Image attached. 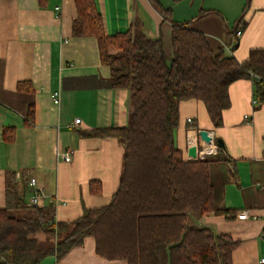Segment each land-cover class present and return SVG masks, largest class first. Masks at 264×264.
I'll use <instances>...</instances> for the list:
<instances>
[{"label":"crops","instance_id":"obj_1","mask_svg":"<svg viewBox=\"0 0 264 264\" xmlns=\"http://www.w3.org/2000/svg\"><path fill=\"white\" fill-rule=\"evenodd\" d=\"M95 4L106 35L124 32L138 21L148 36L161 39L167 60L173 22H186L206 36L213 50L224 47L238 61H244L251 49L264 48V0ZM75 16L74 0H0V208L5 207L7 172L14 173L17 194L27 203L28 181L34 178L42 190L39 205L53 207L57 221L106 205L119 186L124 153L120 142L113 136L79 132L125 126L129 91L111 86L95 37L73 35ZM240 20L246 26L230 52L236 42L232 29ZM20 82L31 91L18 90ZM54 90L59 92L58 103L53 101ZM228 94L230 104L219 127L213 126L201 100L180 101L173 144L185 160L222 157L208 167L213 208L220 212L205 214L196 225L236 241L232 264H256L264 256V104L254 100L250 78L232 82ZM30 107L32 122L25 125ZM74 119L79 122L73 124ZM4 127L14 129L10 142L2 138ZM200 130L210 132L213 143L220 138L224 148L216 146L214 153L201 157L200 149L210 143L201 140ZM60 153H69V161ZM242 211L248 216L237 218ZM39 264L126 262L97 256L94 239L87 236L63 257L47 256Z\"/></svg>","mask_w":264,"mask_h":264},{"label":"trees","instance_id":"obj_2","mask_svg":"<svg viewBox=\"0 0 264 264\" xmlns=\"http://www.w3.org/2000/svg\"><path fill=\"white\" fill-rule=\"evenodd\" d=\"M74 4L73 35L95 37L111 86L129 91L125 126L79 132L120 142L124 153L119 186L106 205L57 221L53 207L30 205L20 197L14 173L7 172L5 207L0 208V264H39L51 255L59 259L87 236L94 239L97 256L126 264H232L236 241L196 225L205 214L220 212L213 208L208 167L222 157L185 160L174 147L172 131L180 101L191 98L203 102L213 126H221L230 104L228 87L238 79H252L254 100L264 104V48L251 49L238 61L224 47L213 50L206 36L186 22H173L167 60L161 39L148 36L138 21L124 32L106 35L95 0ZM245 26L240 20L232 34ZM26 85L20 82L17 89L31 91ZM32 117L30 107L25 125ZM2 138L12 141L14 129L4 127Z\"/></svg>","mask_w":264,"mask_h":264},{"label":"built area","instance_id":"obj_3","mask_svg":"<svg viewBox=\"0 0 264 264\" xmlns=\"http://www.w3.org/2000/svg\"><path fill=\"white\" fill-rule=\"evenodd\" d=\"M241 35V29L237 28L234 32L235 37H239ZM53 101L54 103H58L59 101V92L57 90H54L52 92ZM189 122L191 121L189 118L187 119ZM79 122V119H74L73 124H77ZM216 151V145L213 143V141L210 143V146L204 147L200 149L199 154L200 156H204L206 154H211ZM60 156L63 157L65 161H69L70 156L69 153H60ZM28 187L31 189V195L29 197L28 203L30 205H37L39 204L40 197L42 196V190L38 187L37 182L34 178H30L28 181ZM248 216L247 211H242L241 213H238L237 218L239 219H245ZM256 264H264V256H261L258 258Z\"/></svg>","mask_w":264,"mask_h":264},{"label":"water","instance_id":"obj_4","mask_svg":"<svg viewBox=\"0 0 264 264\" xmlns=\"http://www.w3.org/2000/svg\"><path fill=\"white\" fill-rule=\"evenodd\" d=\"M199 136H200L201 140L205 143H211L213 141V136L208 131L200 130ZM214 143L217 147L222 148V149L224 148V144L220 138H215Z\"/></svg>","mask_w":264,"mask_h":264},{"label":"rangeland","instance_id":"obj_5","mask_svg":"<svg viewBox=\"0 0 264 264\" xmlns=\"http://www.w3.org/2000/svg\"><path fill=\"white\" fill-rule=\"evenodd\" d=\"M240 27V26H239ZM241 33H242V30H241ZM235 37V36H234ZM238 38V37H235V39Z\"/></svg>","mask_w":264,"mask_h":264}]
</instances>
